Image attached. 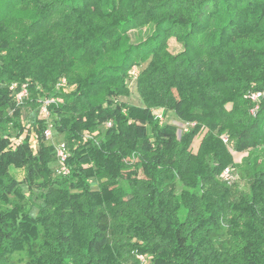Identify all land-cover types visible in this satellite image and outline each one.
Wrapping results in <instances>:
<instances>
[{"label": "trees", "instance_id": "obj_1", "mask_svg": "<svg viewBox=\"0 0 264 264\" xmlns=\"http://www.w3.org/2000/svg\"><path fill=\"white\" fill-rule=\"evenodd\" d=\"M29 4L36 38L22 35L21 54L0 60V85L27 84L30 96L61 98L49 113L52 137L67 147L68 174L50 168L55 147L46 143L45 121L36 112L24 131L21 108L0 88V196H23L8 171L25 166L50 184L41 204L52 206L59 221L68 213V226L57 229L51 256L40 264H114L125 247L144 257L136 264H264V176L252 179L241 198L245 220L231 237L232 250L210 247L222 209V194L213 189L228 190L219 175L243 151L254 154L253 167L264 159L255 151L264 145V0H0V29L12 28L1 22ZM54 21L60 29L49 38L45 26ZM141 29L146 34L131 41L128 33ZM0 44L13 58L8 39ZM144 64L135 81L141 105L113 101L128 94V73ZM83 65L91 69L87 79L76 72ZM62 77L74 86L67 94L53 89ZM249 91L260 93L256 103L244 98ZM106 123L101 140L83 135ZM94 206L141 217L126 225L117 211L105 218ZM5 253L1 244L0 258Z\"/></svg>", "mask_w": 264, "mask_h": 264}, {"label": "rangeland", "instance_id": "obj_2", "mask_svg": "<svg viewBox=\"0 0 264 264\" xmlns=\"http://www.w3.org/2000/svg\"><path fill=\"white\" fill-rule=\"evenodd\" d=\"M35 12L36 11L33 9L32 4L25 5L20 8L19 12L11 15V17H9L6 22H1L2 26L5 28L7 22H13L12 28L7 27L6 30L0 29V42L1 39L3 40L4 38H7L8 43L12 48H15V51L10 53V56H13V58H8L7 54L9 51L2 50L0 44V60L4 62L12 60L14 61L16 59L15 53H20V51L16 49V44L22 35L30 36L29 40L32 41L36 38V31H34L33 33V29H31L33 22L31 24L30 21V17H32V14ZM57 18H59V16L55 15L52 17V20H59ZM45 27L48 34L47 36L49 38L54 37L58 33V31L52 29H60L59 22H56V24L52 22V24ZM141 34H146V31L144 29L131 30L128 33L131 41L133 42H135V38H138ZM59 35H61V33ZM169 48L172 51L176 52L179 50V45L173 40L170 41ZM83 66L84 67H82L81 69H77L76 72L79 76H82L83 79H87L86 76L91 74V69L87 68L86 65ZM143 67H145V64L139 68H132L130 70V72L128 73V94L125 97L123 96L119 98H113V101L124 103L128 106L141 105V100L136 91L135 81L138 72L142 70ZM62 79L67 83V91L59 89L58 92L60 94H67V92H71L74 89V86H72V83L68 84V80H70V78L62 77ZM57 83L55 84L53 89L56 88ZM0 88H6L9 91V85L6 83L1 84ZM9 93L11 94L10 91ZM252 95H254L253 92L249 91L246 93L244 98L250 99ZM32 96L35 100L34 104L31 107L22 106L20 110V122L22 123V126L25 127L24 131L30 126V123L28 122L30 116L33 117L35 116L36 112L38 113L40 100H42L36 95ZM32 96H30L28 90V100L32 99ZM58 100L60 101L61 98ZM257 107L258 104H254L253 108L249 109V114H251V116L256 115L255 113ZM101 108H107V105L104 104L101 106ZM167 114L168 116H172L171 113ZM107 128L108 127L103 124L94 128L92 132H89L90 134L83 133V135L101 140L103 138V133ZM204 131L205 129H202L200 134L196 136L195 140H193L191 147L193 152L196 151L197 143ZM14 134V131H12L11 139H15V142L21 139L20 136L16 137L14 136ZM30 137L31 139L33 138V141L31 143L33 150H35V135L32 129L30 132ZM58 137L59 136H53L51 139L47 140L46 143L49 145H54L55 147L57 144L61 143L60 141L62 138ZM222 139H225V143H223L226 144V146H228L229 148L233 147L232 142L228 141L225 137H222ZM78 142H76V144H79ZM255 151H264V145L255 149ZM247 152L248 156L246 157V161H244V163H241L242 156L245 155V153L247 155ZM133 160H136V158H133L131 162ZM253 164H255L254 154L250 153V151L246 150L239 155H236L235 164L232 166L233 181L230 184H226L219 180L220 183L226 186L228 190H218L217 187L213 189L214 192L218 191L222 194L218 199L220 200L219 202L221 203L222 209L217 214L218 220L217 222H215L217 224V227L219 228V230L217 231L219 237L215 240L213 239L212 244L210 245V247H213L216 250H219L220 248H225L228 251L232 250V247L230 245L231 237L233 233L240 228V224L245 220V217L243 216L241 211L243 207L241 198L242 196L248 194L250 182L252 181V179L258 176H264L260 175L261 170L264 168V159L262 166L260 167H258V165L256 167H253ZM57 167L58 164L56 160L50 163L51 169H56ZM8 172L10 178L17 180L20 183L23 196L19 194H11L7 195L6 197L3 195L0 196V245L3 244L6 248L5 255L3 256V258H0V264H40L42 261H46L51 256L50 250L52 249L51 247L55 242L54 234L57 233V229L62 232V230H64V228L68 226L65 220V215L68 213L64 214L63 221H59L54 214L52 206H45L43 203L41 204L44 190H47V188H49L50 186L47 179H37V175L35 174V172L27 171L25 166L11 168ZM98 181L100 184L104 183V179L102 178H99ZM94 187L95 183H93L92 185V188ZM213 190H211V192ZM97 208L100 215H103L105 218L109 217L112 211H117L121 215V217H123L122 219L124 224L130 221L137 220L139 217H141L140 213H137V211L134 210H125L126 212H122L118 208H114L113 210H111L110 206H94L93 210ZM37 209H40L38 213H36ZM33 217L35 218V220H32ZM14 219H16V221ZM76 219L79 220L78 217H76ZM19 221H24L25 223H19ZM27 221L31 222L27 224ZM215 225L211 228H215ZM68 241L70 240L68 239ZM140 258L143 259L144 257H134L131 254L130 248L125 247L112 259L113 263L115 261L114 264H136V260L142 263L140 261Z\"/></svg>", "mask_w": 264, "mask_h": 264}, {"label": "built area", "instance_id": "obj_3", "mask_svg": "<svg viewBox=\"0 0 264 264\" xmlns=\"http://www.w3.org/2000/svg\"><path fill=\"white\" fill-rule=\"evenodd\" d=\"M67 83L61 79L58 81L56 85V89H62L66 90ZM9 91L11 92V96L13 99V102L17 108H22V106L25 105V102L28 100V90H27V84H22L18 86L16 83H12L9 85ZM67 91V90H66ZM254 95L251 96V101L255 102L259 100L260 93H253ZM58 102V98L54 97H46L40 100V106L38 109V118L45 121L46 129L44 131V137L46 140H49L52 138V123L50 120V113H49V107L53 104ZM155 118L162 123L164 121V112L158 111L155 112ZM194 123L191 124H185L183 131L186 132L189 128L194 127ZM106 127L110 126V123L105 124ZM33 141V138L31 139ZM222 141L225 143V139H222ZM19 143V140L17 141ZM55 153V160L57 161L58 167L55 169V173L58 175H67L68 170L65 167L64 163L67 160L68 157V151L67 147L64 142H61L55 146L54 149ZM220 180L223 183L230 184L233 181V169L232 167L225 168L221 174L219 175ZM140 261L143 262L144 258H140Z\"/></svg>", "mask_w": 264, "mask_h": 264}]
</instances>
